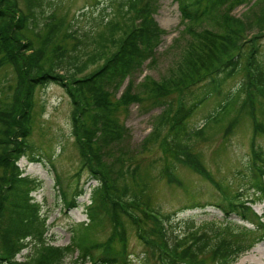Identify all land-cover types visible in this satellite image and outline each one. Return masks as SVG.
<instances>
[{
	"label": "trees",
	"instance_id": "16d2710c",
	"mask_svg": "<svg viewBox=\"0 0 264 264\" xmlns=\"http://www.w3.org/2000/svg\"><path fill=\"white\" fill-rule=\"evenodd\" d=\"M61 1L26 0V8L22 9L20 0H0V70L10 66L16 75L11 101L0 106V264H56L53 256L64 249L77 251V256L70 264L236 262L264 238L262 217L250 204L239 200L249 198L248 195L243 196V186L233 192L235 196L228 192L216 204L226 214V218L237 214L254 224V228L238 226L231 220L219 225L213 221L203 225L211 228L210 231H200V227L189 224L181 234H177L175 229V236L172 237L171 213L152 207L142 195L131 199L136 190L130 178L133 176V180H138L141 163H134L137 154L132 155L133 163H129L130 149L122 150L120 138L115 143L111 138L123 131V123L117 117L121 109L136 102L141 103L145 97L156 107L169 104L171 110L165 121L169 128L168 136L171 134L174 137L173 143L169 141L172 145L163 136L161 124L153 128L152 132V137L158 140L165 154L161 158L163 164L169 156L175 161H184L201 174L205 173L196 156L187 153L191 149L189 144L192 139L208 133L215 125L225 121L245 89L248 99L243 104L247 107H254L253 88L264 92V64L255 59L259 47L256 45L255 49L253 45L262 36L259 34L264 33V25L249 39L253 48L244 55L247 68L244 83L235 92H220L222 98L213 112L208 114L206 122L201 127L189 128L188 121L193 114L242 70L243 53L240 50L243 46L240 44L249 37L242 36L244 17L230 14L235 4L242 0H175L183 20L190 22L188 28L194 34L198 31L191 27L192 23L202 21L218 6L230 2L225 13L224 23L228 24L226 34L204 30L200 34L201 44L190 43L185 48L179 64L181 75L165 81L147 76L145 84L153 87H146L144 92L136 88L133 77L148 58L156 61L153 56L163 39V31L154 17L157 10L155 0L142 3L141 0H123L114 17L105 19L101 16L92 28L78 31L72 30L71 24L66 23L64 18L58 17ZM105 9L107 7L101 9L102 13ZM132 10L131 21L136 25L131 23L132 27L125 26L124 15ZM259 17L264 23V13ZM257 24H261V20L257 19L249 26ZM110 45L118 47L108 53ZM233 46L239 48L235 55L216 60L220 57V49L231 52ZM100 61L103 63L95 70L84 74L91 65ZM214 74H217L215 78L209 79ZM129 77L123 92L117 96L116 91ZM49 83L62 85L70 97L73 132L80 147L81 165L98 181L92 189L90 204L86 209L89 221L73 230L72 241L65 248L46 240V222L40 218L43 214L32 195L39 186L38 180L24 175L19 165L24 156L33 161H41L43 157L37 153L30 137L35 122L36 92L39 87ZM171 95L175 96L174 104H179L174 110L170 106L171 100L160 101ZM249 114L253 118L254 133L261 131L264 136V123L258 120L254 109ZM254 140L255 136L251 140L252 158L248 169L239 170L237 175L251 181L250 188L258 194L259 199H263L264 146ZM145 143L144 140L138 149L142 150ZM106 154L116 157L114 164L121 166L119 169L122 170L118 169L117 174L109 172L113 169L108 168L104 160ZM172 167L168 166L169 169ZM158 176L164 179L166 176L168 181L180 184L166 170L160 169ZM205 176L215 180L208 170ZM78 194L75 188L71 199H66L69 206L74 205ZM63 195L65 198L66 195ZM103 217H108L110 233L104 240L98 241ZM129 224L146 247L136 256L130 248L132 228ZM30 247V254L21 259L19 255L22 251Z\"/></svg>",
	"mask_w": 264,
	"mask_h": 264
},
{
	"label": "rangeland",
	"instance_id": "374dc122",
	"mask_svg": "<svg viewBox=\"0 0 264 264\" xmlns=\"http://www.w3.org/2000/svg\"><path fill=\"white\" fill-rule=\"evenodd\" d=\"M122 1L62 0L57 15L64 18L68 24L72 25L73 22L72 30H84L92 28L101 16H104L105 19L114 17V13ZM143 1L150 2V0H141V3ZM154 2H156L154 5L157 6L154 17L163 31V39L153 56L156 61L154 62L152 58H148L143 63L142 69L136 72L133 77L137 85L136 88L141 92H144L146 87H153L145 84L147 76L154 80L165 81L181 75L179 64L183 58L185 48L190 43L201 44L200 36L204 33V30L210 29L217 32V34L224 35L228 27V24L224 22H226L225 13L228 12L230 2L218 6L210 16L202 21L192 23L191 27L198 31L197 34L190 32L188 28L190 22L183 20L175 0H155ZM20 5L22 9H25L26 0H20ZM104 7H107V9L102 13L101 9ZM82 13L86 15H82ZM263 13L264 0H242L230 10L232 16L244 17L245 27L242 36H248L249 38H246L247 41L240 44V46H243L240 50L243 53L241 72L234 78L229 79L224 84L223 89L218 91L219 93H226L229 90L235 92L246 80L247 68L244 55L248 54L253 48L249 39L259 32L260 27L264 25L261 17H259ZM132 15L133 10L124 15L125 26L130 25L132 27L131 23L136 25L133 20L131 21ZM257 19L261 20V24L255 25L257 28L249 26ZM259 35L262 36L253 43L255 49L256 45L259 47L255 59L264 64V33ZM117 47L118 45H110L108 53L116 50ZM233 48L231 52L220 49V57L216 60H225L230 54L235 55L239 48L237 49L236 46H233ZM102 63L103 61H100L95 65H91L84 74L95 70ZM216 75L210 76L209 79L215 78ZM15 78L16 75L12 67L4 66L1 68L0 106L11 101L16 85ZM128 79L130 77L116 91L117 96H120L123 92ZM203 83L205 81L200 83L199 86ZM248 90L251 91V89ZM252 92H254V107L252 105L249 107L244 106V101L248 99L245 89L237 106L225 121L215 125L208 133H203L190 142L191 149L189 148L187 153L194 154L196 159L200 161L199 164L205 170V173L202 172L204 175L184 161H175L168 155V161L165 164L161 160L165 154L160 149L158 140L152 137V132L153 128L161 124L163 136L167 140L169 139L168 142L173 143L174 137L171 134L168 136L169 128L166 127L165 121L171 110L169 104L156 107L145 97L141 103H133L118 112L117 117L123 123V131L111 140L115 143L120 138L122 150L130 149L129 163H133L131 157L134 154H137L134 157V163H141L138 170V180H133V176L130 178L136 190V194H132L131 199L142 195L145 200L151 203L152 207H156L167 214L171 213L173 217L172 237L175 236V229L177 234H181L189 224L200 227V231H210L211 228L203 225L213 221L219 225L226 222L225 220H231L238 226L247 225L254 228L253 224L243 222L237 214H232L231 217L226 218L222 209L216 204L221 197L228 195V192L232 194L238 191L240 186H243V196L248 195L249 198L239 200L247 202L245 204H250L261 217L263 216L262 220L264 221V198L259 199L258 194L250 188L251 181L241 179L237 175L239 170L248 169L249 160L252 158L251 140L253 137L255 136L254 141L264 146V136L261 131L254 133L253 118L249 114L250 110L254 109L258 120L264 123V92L257 91L255 88L252 89ZM219 93L209 98L193 114L188 121L189 128L201 127L206 122L208 114L213 112L214 107H217V103L222 98V94ZM165 99L172 101L170 106L173 107V110L179 106L178 102L177 105L174 104V95L160 101H165ZM35 101V122L30 140L35 145L37 153L43 157H41V161H31L27 157H22L19 165L24 170L25 175L38 180L39 186L32 195H34L37 205L40 206L41 215L43 214L40 218L46 222L48 227V233L45 235L46 240L53 245L65 248L72 241L73 230L82 226L81 222L89 221L86 205L90 203L92 189L97 186L98 182L81 165L80 147L73 132L71 116L73 106L62 85L49 83L39 87ZM144 140L146 142L145 147L139 150L138 148L141 147ZM171 143L170 145H172ZM115 159L116 157H109L107 154L104 156L108 168L113 169L109 172L117 174L121 166L114 164ZM169 165L173 167L169 169ZM160 169L172 173L180 181V184L168 181L166 176L165 179L160 178L158 176ZM207 170L213 174L215 180H212L210 176H205ZM75 188H78L82 194L77 195L76 206L68 208L65 205L62 192L64 191L67 199H70ZM253 199L255 200L253 201ZM107 220L108 217H103L102 224L99 227L101 235L98 237V241L104 240L106 235L110 233V222L108 223ZM129 227L132 228L130 230V248L133 255L136 256L138 253H142L146 247L136 237L131 224H129ZM31 248L23 250L19 257L23 259L25 255H29ZM76 256V250L64 249L62 253L53 256V259L56 264H70ZM206 259L208 261L209 257ZM234 264H264V238L252 249L245 252Z\"/></svg>",
	"mask_w": 264,
	"mask_h": 264
}]
</instances>
